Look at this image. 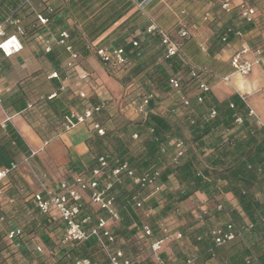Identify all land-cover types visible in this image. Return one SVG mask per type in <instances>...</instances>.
Wrapping results in <instances>:
<instances>
[{"label": "trees", "instance_id": "1", "mask_svg": "<svg viewBox=\"0 0 264 264\" xmlns=\"http://www.w3.org/2000/svg\"><path fill=\"white\" fill-rule=\"evenodd\" d=\"M31 1L0 0V22L5 17L4 12L11 8L10 16L12 15L13 19H19L21 23L22 16L26 20L28 18V21L21 23L24 37L40 35L46 31L47 25H41L37 21L36 14L43 13L47 19H50L59 11L61 6L53 5L48 0L47 3L52 12L47 13L43 2L38 0L40 6L36 13L33 10L28 12L31 8ZM187 1L191 3L195 0ZM62 2L64 1L62 0ZM66 2L71 17L78 25V28L72 27L68 31L66 39V45L74 52H80L83 56H86L88 54L87 46L92 49L122 48L128 62L129 58H135L140 54L141 47L133 46L132 43L139 39L138 34L141 31L145 32L147 27L140 21L139 10L131 0H67ZM251 7L259 8L261 5H251ZM239 8L231 7L229 13L224 14L228 17L226 22L220 26L216 35L212 37L206 50L201 48V51H205V56L210 61L215 59L214 57L225 46L238 40L234 36L235 31H240L246 36L249 26L260 25V17L256 24L240 20ZM206 12H203V14ZM180 13H185V11L182 10ZM29 15L33 17L29 18ZM157 26L169 35L165 28L160 25ZM181 28H183L182 25L177 27V32ZM228 29H231L230 33ZM3 31L5 36L7 35L6 37H9L10 34V36L16 34V28L9 25L3 27ZM149 37L158 38L154 35ZM222 38H225V41H222ZM177 44L179 52L170 59L164 58L161 48L157 53L159 54V60L172 67L171 72L163 64H159L156 57L146 63L137 64L134 73L142 72L141 80L146 84L147 90H143L140 96L130 95L131 103L137 107L149 94H152V96L156 92L176 94L177 101L175 105L162 114L150 113L148 111L153 107L154 98H152L147 106L146 118L139 122L129 120L116 122V120L113 121L99 113L104 110L100 109L93 112L91 117L86 120V125L92 134V138L88 142L92 155L88 169L96 165V158L102 154L111 156L113 160L128 161L131 168L135 169L133 160L130 158L132 156L130 143L134 142L131 137L134 134L137 135L138 142L143 146L145 152V162L148 165L153 163L152 168H144L147 171L145 173H153L154 175L157 172V184L162 185L164 189L153 194L144 202L141 208L136 210L146 211L153 206L163 213L167 210L177 209V204L196 192L206 195L209 199L221 193H230L241 206L248 221L241 226H236L232 220L227 221V224L233 225L236 238L233 242L223 246L213 244L208 234L210 227L203 225L192 234H188L191 239V247L198 251L201 246H206L207 249L206 253H197L196 251L192 264L200 258L202 262H209L214 258H223L226 260L225 264H264V226L262 225L264 219V130L261 128L253 130L248 127L249 109L235 95L218 102L212 99L209 91L206 93L200 92L198 84L201 82L205 83L210 89L211 83L207 80V77L217 80L226 77V75L218 76L213 72H209L205 67L195 65L186 54L194 44L188 41V38H182ZM248 46L253 50L259 47L254 42L253 45L250 43ZM195 49L200 52L197 47ZM44 55L54 71L57 72V78L62 77L65 72L69 73L70 69H65L61 65L65 62V59H68L64 47L55 42L52 44L51 51ZM229 68L233 73L230 65ZM191 70L197 72L198 76L196 78H190ZM175 75L179 77L178 90H173L169 84V79ZM71 93L73 91L61 93V96L53 102H45V107L54 110L53 113L57 117H63L67 113L69 105L83 102L79 98L71 99ZM198 96L202 97L201 103L196 101ZM181 97L189 101L188 106H183ZM95 105L101 106L102 104L96 103ZM230 105H232V108ZM10 106H15L16 111L21 112L26 106L25 97L19 94L3 104L6 110ZM97 106L90 108H96ZM211 111L215 112L212 118L209 117ZM237 117L241 118L242 123L237 124L235 122ZM95 124L103 130L104 134L102 136L98 135L94 129ZM179 141L183 143L184 154L175 164L171 162V159L175 151V144ZM110 144L115 146L114 150L111 149ZM0 149L7 157L9 156L5 145L1 146ZM8 164L5 157L0 159V165L6 166ZM129 180L130 182L123 179L122 183L114 188L117 205L121 207V211L126 208V217L123 215V221L119 225L117 223L112 232L116 238V244L119 242L121 246H127L124 243L127 241L128 249H130V246H134L135 249L138 246L137 252L130 251L129 254H126L121 248L132 264H155L151 258L144 255V251L147 250L148 239L143 238L141 232L137 231L141 226L140 220L133 214L128 213L130 207L134 205L131 201L132 197L137 193H140L142 197L147 194L145 192L141 193V189L131 179ZM127 184H131L130 189L126 188ZM255 192L258 195H255ZM27 194L17 171L12 172L1 197L15 201L30 196V194ZM157 197L159 200H157ZM2 210L0 207V216L7 218L6 222L8 224H10L8 221L15 222L14 219L19 215V212H17L12 217H8ZM99 213L101 211L96 214ZM91 215L93 216V214ZM129 218L133 222L129 228L130 230H127L130 224ZM204 218L207 219L205 216ZM45 220L41 219V223H46ZM4 222L2 223L3 226L6 224ZM43 224L41 226H44ZM249 225L251 227H248ZM123 229L129 231V235L134 233L136 240L129 241L128 234L124 237ZM8 231L9 228L0 231V257H3L2 252L4 250L11 252L17 250L15 254L20 253L22 256H29L30 252L26 244L30 239L27 238L24 230H22L20 237L14 239L13 244H6ZM245 232H250L258 237V240H255V249L253 248L251 251L246 248V244L242 241L236 240L239 235ZM182 233L183 237L184 235L187 236L185 231H182ZM44 241L47 243V239H44ZM16 243L19 244L18 247L15 246ZM256 250H259V254L256 253ZM85 254L83 252L82 256L87 257ZM32 258L35 257L32 256ZM183 260L184 258H181L176 264H180Z\"/></svg>", "mask_w": 264, "mask_h": 264}, {"label": "crops", "instance_id": "2", "mask_svg": "<svg viewBox=\"0 0 264 264\" xmlns=\"http://www.w3.org/2000/svg\"><path fill=\"white\" fill-rule=\"evenodd\" d=\"M63 1L64 2H62V0L49 1V3L61 7L52 18L48 19L46 31L40 35H33L30 37H24L23 35L21 39L19 37L21 50L10 57H5L0 51V147L5 145L9 153L7 157L3 150L0 149V159L5 157L7 164L13 162L19 165L17 174L24 184L27 193L30 195L32 193L42 192L43 189L56 191L59 182L71 180L77 172L88 169L92 158L88 145L89 140L92 138V134L86 123L78 124L67 131L61 128L66 116H69L71 113L81 115L85 108L81 109V113L78 114L74 109L78 106V102H76L68 106L67 113L63 115V117H57L53 113L54 110L45 107V102H53L61 96V93L67 91H73L70 96L71 99L77 98V93L79 91H84L86 95H92L94 93L97 97L99 96V99L103 97L106 99L107 94H109L104 85L107 68L90 52H88L86 56H82L81 65L77 69V71L82 70L89 74L87 80L90 81L87 84L79 82L76 72L73 70H69V73L65 72L62 77L50 78L55 71L51 67V64L45 59V53L41 46V38L49 39L52 44H54L57 42L56 40H58L60 32L66 31L68 33L72 27L78 28L77 23L71 17L67 9V0ZM228 2L231 7H239L241 4L251 6L252 4L259 3L261 6L264 5V0H228ZM30 6L31 8L28 12L33 10L36 13L40 3L38 0H32ZM11 11L12 9L8 8L7 11L4 12L5 17L0 22V24L3 23L2 28L7 25L16 28L13 24L5 22V20L10 17ZM22 17V24L28 21V18L26 20L24 16ZM32 17V15H29V18ZM14 20H18L21 26L19 19ZM246 32L245 39L233 41L225 46V48L214 57L215 60L229 66V59L235 51L239 50L243 45H250V43L253 45V42L246 41L259 36L264 39V28L259 24L249 26ZM3 40L4 38L0 37V43ZM260 43H262L261 45L259 44L260 46L264 45V42ZM198 44L204 46L205 42H198ZM248 59H252V56ZM67 61L68 59H65V62L61 64L65 69H68L65 65ZM128 66L129 64L121 69L128 68ZM226 76L227 80L224 81L226 84H224L225 86L223 85L221 89L218 90L217 86L222 81L210 86L209 93L212 99L222 102L232 95H235L249 109L247 120L249 123L248 127L253 130H259L260 128L264 130V59L260 60L259 65L255 66L252 72L246 76H240L232 73V71ZM67 86L69 87L67 88ZM97 87L98 90L96 89ZM19 94L25 97V108L21 112H17L15 106H10L8 110L4 109L3 104ZM153 95V107L149 109L148 112L162 114L166 112L167 109H171L172 105L169 100L170 95H163L161 92H156ZM35 102L38 103L33 105ZM133 117L131 118L133 122L143 121L146 118V116H139L138 118H135V116ZM44 142H47V144L43 147ZM31 151H36V154L28 158L27 162H23L25 158L30 156ZM144 157H146L145 152L138 155L139 162L134 164L137 176L147 172L146 170L142 171L141 167L144 169L150 166V164L148 165V163L145 162L146 159ZM124 180L130 182L128 178H124ZM197 201L201 204V211H207V215H205L206 218L210 215H213L215 218L222 216L225 224L229 220L239 221L241 216L245 217L241 206H239L236 199L230 193H221L209 199L206 195L196 192L193 196L184 200L183 203L180 204V207H190L194 202L198 203ZM217 203H221V205H219L222 210L219 211L216 209L218 206ZM7 204L11 205L16 213L19 210L21 214L27 213V215H30L32 211L35 212L37 214V218L35 219L36 226L42 227L43 229L38 239L34 237L36 242L33 241L26 244L28 251H33V257H35L32 258L31 253L29 256L26 255L22 257V259L29 258V264H73L75 259L83 257V252L86 253L85 255L87 258L92 256V258L90 257L89 259L93 264H107L104 253L93 238L81 244L60 245L61 250H58V252L54 251L53 248L56 242L53 240L52 236L54 235L57 237L59 235L60 238L62 237V223L52 215L47 216L39 214L30 200V196L23 200L18 199L13 201L2 198L0 194V207ZM17 207L20 208L17 209ZM83 208L85 213L89 215L93 214V216L91 215L93 218L105 216L103 212L96 214L98 210L87 204H84ZM118 208L120 214L119 225V223L123 221V215L126 217V208L123 211H121L122 209L120 206ZM136 209L137 208L132 205L128 213L133 214L139 219L136 214L138 210ZM13 215L14 214H12V216ZM6 219L7 218H4L5 222ZM41 219H46V223H41ZM130 219L131 218H129L130 224L127 230H130L129 228L133 222L130 221ZM245 219L246 223L248 220L246 217ZM140 222L141 224L143 223L141 220ZM41 224L44 226H41ZM205 225L209 227L207 224ZM13 227L15 226H11L9 230ZM16 227L23 230L21 225H16ZM122 231L123 236L126 237L129 231L127 232L124 229ZM137 231L140 233L139 228ZM117 236L119 237L120 235L118 234ZM134 237V233L131 235L128 234L129 241L133 239L136 240V237ZM44 239H47V243H45ZM236 240H239V237ZM253 241L250 245H254L255 241ZM124 243H126L127 246H121L119 242L117 243L118 246L117 244L116 246L120 249L122 248L126 254H129L132 250L128 249L129 245L127 241ZM136 247L135 249L134 246H132L134 249L132 252L138 251L139 248L138 246ZM200 248L199 251L192 248L190 253L195 255L196 251L197 253L207 252L206 246H201ZM253 248L255 249V247ZM258 252L259 250H256V253ZM42 253H49L53 257L46 256L43 258L41 255ZM144 255L147 256V250L144 251ZM161 257L167 264H176L178 260L180 261L181 258H184L182 254L174 252L173 247L168 245V241L163 244ZM49 258H54L56 261L52 263ZM212 261L213 259L209 262H202L200 258L196 263L211 264ZM221 262L226 263V260L221 259Z\"/></svg>", "mask_w": 264, "mask_h": 264}, {"label": "built area", "instance_id": "3", "mask_svg": "<svg viewBox=\"0 0 264 264\" xmlns=\"http://www.w3.org/2000/svg\"><path fill=\"white\" fill-rule=\"evenodd\" d=\"M48 0H41L47 13H51L52 9L48 6ZM150 0H142L146 3ZM28 2V0H26ZM240 20L246 22L257 23L259 17L264 16V5L261 7H251L245 4L239 6ZM222 11L228 13L231 6L228 0L221 3ZM37 21L41 25H46L48 22L47 17L43 13L36 14ZM210 18V13L203 14V20L206 21ZM5 22H9L16 27V34L6 37L3 31L2 24H0V37L4 40L0 43V51L5 57L18 53L21 50V44L19 37L24 35V30L19 25L18 20H14L11 16L8 17ZM231 32V29H228ZM179 38L187 36V32L181 28L178 32ZM145 36L154 35L158 37L159 45L163 51L165 59H170L176 56L179 52V46L174 39L160 29L154 22L149 24L144 32ZM234 36L238 40H243L245 35L240 31H235ZM68 33L62 31L58 35L57 43L65 48L68 54V61L66 62V68L76 72L78 80L85 81L88 79V74L82 70L77 71L80 67L82 60V54L80 52H74L69 46L66 45V39ZM41 38V37H40ZM225 41V38H222ZM10 43L9 48H5L3 45ZM139 39L133 41V46H138ZM41 46L44 53L51 51L52 42L49 39L41 38ZM88 52L93 53L99 61L104 65L112 69H121L128 64L127 57L122 48H98L92 49L89 46L86 47ZM252 56V59H248ZM264 59V45L251 49L248 45H243L239 50L235 51L229 59V65L233 70V73L240 76H246L252 72L255 66H258L260 60ZM1 71V70H0ZM197 72L190 71V78H196ZM50 78H57V73H53ZM227 80V77H224ZM169 84L173 90L179 89V77L172 76L169 79ZM199 91L206 93L209 91L208 86L201 82L198 84ZM81 98H85L83 93H79ZM153 98L152 94L147 95L140 105L135 109L136 113L147 114V106L150 100ZM183 106H188L189 101L181 97ZM196 101L202 102V97L198 96ZM1 102V100H0ZM103 104L98 105L96 108H85L81 115L71 113L66 116L62 124L63 130L67 131L78 124L86 123L93 112L103 109ZM232 108V105H230ZM215 115L214 111H211L209 117ZM235 122L237 124L242 123L241 118L237 117ZM94 129L97 134L102 136L103 130L97 125H94ZM133 139L137 138V135L132 136ZM47 142L43 143V147ZM43 149V148H42ZM41 149V150H42ZM36 151H31L30 156L25 158L23 162H27V159L34 156ZM184 149L183 143L177 142L175 144V151L171 159L172 163L177 164L179 159L183 156ZM19 165L17 163H10L7 166H0V194L8 183L9 175L17 171ZM158 173H145L142 175H136L135 169L131 168L128 161L113 160L111 156L107 154L99 155L96 158V165L91 169L81 170L76 173L71 180H63L59 182L56 191L43 189L42 192L32 193L30 200L32 201L35 209L41 215H52L58 219L63 226V235L60 238L62 245L81 244L89 239L93 238L101 251L104 253L107 264H132L131 260L125 255L123 250L116 246V238L113 235V228L120 221L119 208L117 205V198L115 192V186L122 183L124 178H129L141 189V193L145 192L147 195L142 197L140 193L135 194L132 197L134 206L139 209L144 205L153 194L158 193L164 189L162 185L157 184ZM86 194V195H85ZM87 204L94 207L96 210L101 211L105 216H99L93 218L91 215L84 212L83 205ZM158 209V208H156ZM217 210H221V206L218 205ZM153 207L147 209V214H153ZM207 211H203L201 216L198 217V222L203 224L204 216ZM4 222V218L0 217V224ZM264 226V219L262 220ZM163 236L157 239L153 238V229L151 226L142 223L139 230L143 238L148 239L147 256L155 262V264H165L162 259L163 244L170 239L183 240L184 237L180 232L172 233L163 224L159 225ZM248 227H251L250 225ZM209 237L211 238L215 246H223L230 242H233L236 238L235 231L232 224H223L220 227L211 228L208 230ZM22 235V229L19 227L11 228L6 234V244H13L15 238ZM199 239V238H198ZM19 246L18 243L15 245ZM194 254L183 256L184 260L180 264H192ZM36 264V263H35ZM73 264H93L87 257L77 258Z\"/></svg>", "mask_w": 264, "mask_h": 264}, {"label": "rangeland", "instance_id": "4", "mask_svg": "<svg viewBox=\"0 0 264 264\" xmlns=\"http://www.w3.org/2000/svg\"><path fill=\"white\" fill-rule=\"evenodd\" d=\"M131 1L136 6V8L139 10L140 21L142 22V24L144 23V26L147 27L149 24L153 22L156 25H160L161 27L167 30V32L174 39L175 42H180V40L182 39V38H179L177 34V27L182 25L183 29L187 32V36L184 38H188V41L194 43L192 47L190 48V51L187 52L186 54L190 57V59L193 61L195 65L199 67H205L209 72H213L217 74L218 76L229 75L231 70L227 64L220 63L219 61H216L215 59L210 61L208 58H206L205 51H201V48L206 50L208 43L210 42L212 37L216 35L220 26H222L228 18L224 15L227 13L225 11H222L220 8V5L223 0H206V1L205 0H195L194 2H191V3H189V1L187 0H150L149 2H146V3L145 2L143 3L142 1L138 3V0H131ZM252 5H259V3L252 4ZM182 10H184L185 13L181 14L180 11ZM206 11L210 13V18L204 21L202 19L203 12H206ZM260 19H261L260 26L264 28V16H261ZM138 35H139L138 46L141 47L140 54L136 56L135 58H129L128 68L112 69L108 66H105L107 68V73H106L104 85L109 92V94H107L106 99L105 97L99 99V96L97 97V95L94 93L92 95H86L84 91L83 92L79 91L77 93V98H79V100H83V102L82 101L78 102V106L74 108L75 112L79 114L81 113L80 112L81 109L95 107L97 105L94 106V104L97 103V104L104 105L103 109H101L104 111L99 112V113L106 116V118L112 119L113 121L116 120V122H119L121 120L131 121V118L133 116H135V118H138L139 116H145L144 114L136 113L135 112L136 106L133 105V103H131L130 101V95L140 96L143 90L144 91L147 90L146 84L141 80L142 75H143L142 72L134 73L135 71L134 68H136L137 64H140V63L143 64V63H146L152 60L153 57H156V59H158L157 60L158 63L163 64V66L169 72L172 71V67L170 65H167L162 60H159V54L157 53L161 47L159 45L158 38L145 36L143 31H141ZM198 42H205V44L204 46H200ZM246 42H255V45L257 44L261 45L262 43L260 42H264V39H262L259 36V37H253L249 39V41H246ZM196 47L200 50V52L195 49ZM153 48H154V51H153ZM207 80L211 83V86L222 81L217 86L218 90L221 89V87L224 84H226L224 82L226 81L224 80V77L222 79L219 78L217 80L207 77ZM78 81L84 82L87 84L90 80L89 81L88 80H85V81L78 80ZM68 87L69 86H67V88ZM96 89L98 90V87ZM99 92L102 93L101 91ZM79 93H83L85 98H81L79 96ZM162 94L167 95L165 93H162ZM169 95H170L169 100L171 101V105L173 107L175 105V102L177 101V97L176 95H172L168 93V96ZM35 103H33V105ZM169 110L170 108L167 109V111ZM61 128L63 130L62 125H61ZM126 139L127 138L125 137V140ZM132 140L134 142L130 143V148H131V153H132V156L130 158L133 160L132 161L133 164H135V162H139L138 155L144 153V150H143V146H141L140 143L138 142L139 141L138 138L136 139L132 138ZM110 146H111V149L113 150L115 149V146L111 144ZM152 167H153V163L150 164L149 168H152ZM141 168L143 171L144 170L143 167ZM126 188L130 189L131 184H127ZM255 195H258V193L255 192ZM157 200H159L158 197H157ZM182 203L183 201L177 204V209L170 210V211L167 210L163 213L160 212L159 209H156V207L151 206L153 207V210H154L152 215H148L147 210L145 211L142 209L138 210L136 214L144 224H147L153 228V238L154 239H157L163 236V232L161 231L159 227L160 224H163L164 226H166L167 229L172 233H176V232L182 233V231H185L187 236L184 235L185 238L183 240L170 239V241H168V245L173 247V250L175 253L182 254L183 256H187V255L192 254L190 253V250L193 248V247L191 248V239H190V236H188V234H192L193 232H195V230H197L203 225L206 226L205 224H207L209 227H212V228L220 227L224 224L225 221L222 218V216L215 218L213 215H210L207 219L205 218L203 219V224H200L198 222V217L201 216L202 214V211L200 208L201 207L200 202L198 203L194 202L192 206L185 207L187 209L180 207V204ZM217 204L221 205V203H217ZM7 205H4V206L2 205L1 207L3 209L2 211L5 212V215H8V217H11L12 214L16 212H14V209L11 207V205H8V206ZM19 208L20 207H17V209ZM18 212H19V215L18 217H16V219H14L15 222L10 221V224L6 222L4 226L0 224L1 225L0 231H2V229L4 230V228H10V226H16V225L20 226L21 225V227H23V230L25 229L24 231H25V234L27 235V238L30 239L29 243L33 241L36 242L34 237L38 239V237H40L41 235L40 232L43 231L42 227L36 226L35 219L37 218V214L33 211L30 212V215H27V213L21 214L20 210ZM232 221L236 224V226H241L245 223L246 219L245 217L241 216V219L239 221H235V220H232ZM52 238L56 242L55 243L56 247L54 246L53 250L57 252L58 250L60 251L61 250L60 245L62 244H60L59 242L60 241L59 235L57 237L53 235ZM254 239L258 240V237L251 234L250 232H245L242 235H239V240L237 241H242L244 244H246V248L249 251H251V249L253 250V247H255V243H254V246L250 245L252 244V241ZM130 250L132 251L134 250L132 246ZM16 251L17 250L13 252L4 250L2 252L3 257H0V264H29L28 263L29 258L22 259L23 256L20 253L15 254ZM29 252L33 256L32 254L33 251H29ZM41 255L43 258H45L46 256L53 257L49 253L47 254L42 253ZM255 256L257 255L255 254ZM90 257L92 258V256H89V258ZM221 259L214 258L211 264H224L225 262H221ZM49 260H51L50 262L52 263L56 261L54 258H51V259L49 258ZM194 264H198V263H194Z\"/></svg>", "mask_w": 264, "mask_h": 264}, {"label": "bare ground", "instance_id": "5", "mask_svg": "<svg viewBox=\"0 0 264 264\" xmlns=\"http://www.w3.org/2000/svg\"><path fill=\"white\" fill-rule=\"evenodd\" d=\"M10 43L11 42H9V43H6L5 45H7L5 48H9V46H10Z\"/></svg>", "mask_w": 264, "mask_h": 264}, {"label": "water", "instance_id": "6", "mask_svg": "<svg viewBox=\"0 0 264 264\" xmlns=\"http://www.w3.org/2000/svg\"><path fill=\"white\" fill-rule=\"evenodd\" d=\"M142 0H138V3H140Z\"/></svg>", "mask_w": 264, "mask_h": 264}, {"label": "snow or ice", "instance_id": "7", "mask_svg": "<svg viewBox=\"0 0 264 264\" xmlns=\"http://www.w3.org/2000/svg\"><path fill=\"white\" fill-rule=\"evenodd\" d=\"M4 47H6L7 45H3Z\"/></svg>", "mask_w": 264, "mask_h": 264}]
</instances>
